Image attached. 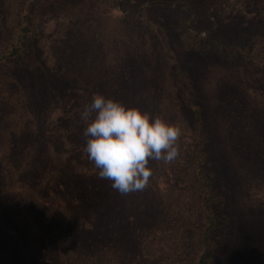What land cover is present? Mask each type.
Wrapping results in <instances>:
<instances>
[{
	"label": "rangeland",
	"instance_id": "obj_1",
	"mask_svg": "<svg viewBox=\"0 0 264 264\" xmlns=\"http://www.w3.org/2000/svg\"><path fill=\"white\" fill-rule=\"evenodd\" d=\"M22 19L29 49L0 64V264H197L209 195L211 264H264V0H0V55ZM212 25L253 68L182 50ZM94 94L180 129L145 190L121 195L83 151Z\"/></svg>",
	"mask_w": 264,
	"mask_h": 264
},
{
	"label": "clouds",
	"instance_id": "obj_2",
	"mask_svg": "<svg viewBox=\"0 0 264 264\" xmlns=\"http://www.w3.org/2000/svg\"><path fill=\"white\" fill-rule=\"evenodd\" d=\"M80 119L85 127L83 151L121 195L143 191L150 183V161L170 165L180 155V129L159 115L94 94Z\"/></svg>",
	"mask_w": 264,
	"mask_h": 264
},
{
	"label": "trees",
	"instance_id": "obj_3",
	"mask_svg": "<svg viewBox=\"0 0 264 264\" xmlns=\"http://www.w3.org/2000/svg\"><path fill=\"white\" fill-rule=\"evenodd\" d=\"M149 32L159 41V35L155 32V30L150 29ZM208 32V35L201 37L200 34L188 29L186 33L181 35L180 41L182 44V50L185 52H192L200 56H212L230 65L241 64L248 69L253 68L249 56V45H243L238 42L228 43L220 35V37L217 36L215 25H212ZM258 36L259 35H254L251 37V48L252 44L255 45V43L261 42L262 39H259ZM33 37L34 32L32 24L28 20L22 19L20 26L11 38L6 51L0 55V64L6 65L18 58H23L29 49V44L31 43ZM195 116L196 120L200 122L197 112H195ZM198 156L200 157L196 159V174L198 179L202 180L204 187L209 190L211 182L208 181L202 168H200V165L203 164L204 157L203 154L200 153ZM213 204H217V199L214 196L209 195L205 200L207 221L202 236V245L204 249L198 256L197 264H211L214 260V247L213 242L211 241L214 225L216 224L213 216L211 215V205Z\"/></svg>",
	"mask_w": 264,
	"mask_h": 264
}]
</instances>
